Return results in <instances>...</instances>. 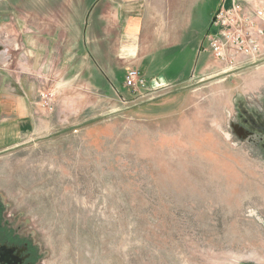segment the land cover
Returning <instances> with one entry per match:
<instances>
[{
    "label": "rangeland",
    "instance_id": "374dc122",
    "mask_svg": "<svg viewBox=\"0 0 264 264\" xmlns=\"http://www.w3.org/2000/svg\"><path fill=\"white\" fill-rule=\"evenodd\" d=\"M262 53L122 104H56L49 135L0 151V196L46 264H264Z\"/></svg>",
    "mask_w": 264,
    "mask_h": 264
},
{
    "label": "crops",
    "instance_id": "0c3cea01",
    "mask_svg": "<svg viewBox=\"0 0 264 264\" xmlns=\"http://www.w3.org/2000/svg\"><path fill=\"white\" fill-rule=\"evenodd\" d=\"M240 1L250 14L264 6V0ZM225 3L0 0V151L49 135L61 103L127 102L129 69L141 71L148 84L156 78L173 86L217 76L221 62L206 49V36ZM41 91L55 93L52 108Z\"/></svg>",
    "mask_w": 264,
    "mask_h": 264
},
{
    "label": "built area",
    "instance_id": "2783aa9c",
    "mask_svg": "<svg viewBox=\"0 0 264 264\" xmlns=\"http://www.w3.org/2000/svg\"><path fill=\"white\" fill-rule=\"evenodd\" d=\"M252 9L253 14H250L240 0H230L229 4L221 5L213 16V30L206 36V49L225 64L226 69L242 68L263 57L264 26L261 21H264V6ZM124 84L136 93L147 90L149 95L174 87L156 78L148 84L146 77L136 69L127 70ZM40 95L44 106L52 108L54 94L41 91Z\"/></svg>",
    "mask_w": 264,
    "mask_h": 264
},
{
    "label": "flooded vegetation",
    "instance_id": "af4514ba",
    "mask_svg": "<svg viewBox=\"0 0 264 264\" xmlns=\"http://www.w3.org/2000/svg\"><path fill=\"white\" fill-rule=\"evenodd\" d=\"M24 223L0 196V264H46Z\"/></svg>",
    "mask_w": 264,
    "mask_h": 264
},
{
    "label": "water",
    "instance_id": "95a60500",
    "mask_svg": "<svg viewBox=\"0 0 264 264\" xmlns=\"http://www.w3.org/2000/svg\"><path fill=\"white\" fill-rule=\"evenodd\" d=\"M262 62H263V60H258V61L254 62V63H251V64H248V65L242 66V68L230 70V71H227L226 73L219 74V75L214 76V77H226L227 75L236 74V73L242 71L245 68L256 66L258 64H261ZM214 77H212V78H214ZM209 80H211V79H209ZM203 81H206V80L205 79L200 80V82H203Z\"/></svg>",
    "mask_w": 264,
    "mask_h": 264
}]
</instances>
